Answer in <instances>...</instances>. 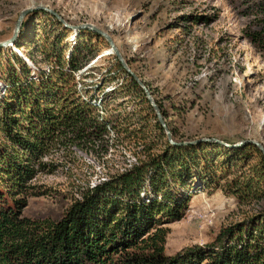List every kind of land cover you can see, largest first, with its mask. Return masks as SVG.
Instances as JSON below:
<instances>
[{"label":"rangeland","instance_id":"374dc122","mask_svg":"<svg viewBox=\"0 0 264 264\" xmlns=\"http://www.w3.org/2000/svg\"><path fill=\"white\" fill-rule=\"evenodd\" d=\"M36 5L53 9L69 24L91 23L107 32L162 105L174 140L254 139L264 146V0H0V41L12 36L19 13ZM52 41L78 52L87 46L73 74L76 91L98 105V117L119 123L114 130L107 126L110 141L125 137L120 129L127 125V133L139 132L142 123L150 129L143 136L155 137L141 95L113 66L102 36L93 38L65 28L48 13L31 11L16 40L0 47V62L28 61L30 54L43 65L42 50L50 51ZM125 141L126 148L109 142L102 152L53 148L43 160L55 169L30 180L28 192L36 195L27 196L23 215L40 221L60 218L88 186L135 161L130 138ZM195 187L184 216L167 224L168 255L209 243L221 228L264 210V196L240 202L220 188Z\"/></svg>","mask_w":264,"mask_h":264},{"label":"trees","instance_id":"16d2710c","mask_svg":"<svg viewBox=\"0 0 264 264\" xmlns=\"http://www.w3.org/2000/svg\"><path fill=\"white\" fill-rule=\"evenodd\" d=\"M50 47L42 50L43 65L30 54L28 61L0 62V264H264V210L221 228L209 243L165 253L167 224L184 216L195 186L220 188L240 202L264 196L260 150L250 143L179 144L189 140H174L173 133L171 143L143 90L114 54L113 66L141 95L156 132L150 139L143 136L150 133L147 125L128 133L127 125L120 129L125 137L110 141L107 126L114 130L119 123L98 117V105L76 91L73 74L87 46L78 52L52 41ZM126 138L135 161L88 186L60 218L23 215L27 196L36 195L28 192L30 180L55 169L43 160L53 148L102 152L109 142L126 148Z\"/></svg>","mask_w":264,"mask_h":264},{"label":"water","instance_id":"95a60500","mask_svg":"<svg viewBox=\"0 0 264 264\" xmlns=\"http://www.w3.org/2000/svg\"><path fill=\"white\" fill-rule=\"evenodd\" d=\"M36 10H41V11H45L49 14H51L52 16H54L55 18H57L65 27L69 28V29H73V30H80V29H88L91 30L97 34H99L100 36L104 37L105 40L107 41V44L109 45L110 48V52L113 53L118 61L120 62V64L123 66V68L130 74V76L137 82V84L140 86V88L143 90L145 98L147 99V101L149 102V104L151 105L155 116L157 117L158 122L160 123V125L162 126V128L164 129L167 139L171 142V143H175L172 140V133L171 131L168 129L166 122L164 121V117L160 111V108L158 106V104L156 103V101L154 100V98L152 97V94L150 92V90L148 89V87L144 84V82L138 77V75L136 73H134L131 68L128 66V64L126 63L125 59L123 58L122 54L120 53L119 49L117 48L116 44L114 43L112 37L105 31L101 30L100 28H98L97 26L91 24V23H82V24H78V25H72L67 23L66 21H64L61 16L55 12L53 9H50L46 6H42V5H36V6H31L28 8H25L24 10H22L16 20V24L14 27V31L13 34L10 38L5 39L0 41V47L3 46H7L9 44H12L16 38L17 35L20 31L21 28V24L23 21L24 16L31 11H36ZM207 142V141H211V142H218V143H222V144H226L225 142H223L222 140L215 138V137H200V138H196L193 140H189V141H183V142H178L186 144V143H196V142ZM244 143H250L253 144L254 146H256L261 154L264 157V146L258 142L257 140L254 139H246V140H242L239 141L235 144H233V146H238Z\"/></svg>","mask_w":264,"mask_h":264},{"label":"bare ground","instance_id":"6f19581e","mask_svg":"<svg viewBox=\"0 0 264 264\" xmlns=\"http://www.w3.org/2000/svg\"><path fill=\"white\" fill-rule=\"evenodd\" d=\"M106 179V178H105Z\"/></svg>","mask_w":264,"mask_h":264}]
</instances>
